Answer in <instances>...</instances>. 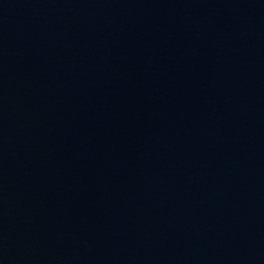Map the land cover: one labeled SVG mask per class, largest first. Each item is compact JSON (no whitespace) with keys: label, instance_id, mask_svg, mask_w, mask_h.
Returning <instances> with one entry per match:
<instances>
[{"label":"water","instance_id":"95a60500","mask_svg":"<svg viewBox=\"0 0 264 264\" xmlns=\"http://www.w3.org/2000/svg\"><path fill=\"white\" fill-rule=\"evenodd\" d=\"M0 264H264V0H0Z\"/></svg>","mask_w":264,"mask_h":264}]
</instances>
